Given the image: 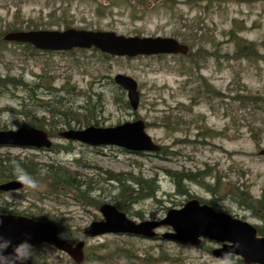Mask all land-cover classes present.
I'll return each instance as SVG.
<instances>
[{
    "label": "rangeland",
    "instance_id": "rangeland-1",
    "mask_svg": "<svg viewBox=\"0 0 264 264\" xmlns=\"http://www.w3.org/2000/svg\"><path fill=\"white\" fill-rule=\"evenodd\" d=\"M15 29L169 37L188 46L189 54L127 58L95 49L43 53L23 44H0V78L28 85L0 90V130H16L33 115L34 121L42 119L53 142L50 151L8 147L0 148V155L63 167L91 180L98 187L92 197L103 203L117 186L107 181L109 173L154 179L155 197L126 208V216L135 222L162 219L167 210L195 198L254 227L263 226L240 204L239 195L256 200L264 193V157L258 155L264 148V0H0V33ZM118 74L137 84L136 111L115 101L113 78ZM49 94L61 97L62 107L72 110L85 105L87 96L95 102L92 95L100 94L96 127L142 120L161 152L130 154L60 139L58 133L67 128L48 113L58 106ZM46 102L52 107H44ZM174 173L196 174L200 180L177 187ZM40 192L38 186L2 192L0 209L25 217L43 214L73 245L84 227L101 219L97 208L77 204L71 195L42 197ZM169 231L163 227L156 233ZM218 247L209 241L193 247L159 238L105 235L86 242L84 255L89 257L82 264H106L101 256L116 248L140 256L143 260L136 264H243L230 255L220 263L211 255ZM30 260L75 264L47 244L34 247Z\"/></svg>",
    "mask_w": 264,
    "mask_h": 264
},
{
    "label": "water",
    "instance_id": "water-1",
    "mask_svg": "<svg viewBox=\"0 0 264 264\" xmlns=\"http://www.w3.org/2000/svg\"><path fill=\"white\" fill-rule=\"evenodd\" d=\"M6 43L30 45L41 52H68L74 49H96L113 57L187 55L188 46L169 37H123L113 32L75 29L10 31L2 36ZM115 85L126 93L129 107L136 111L139 93L136 82L124 75H115ZM264 103V99H263ZM64 141L77 142L93 148L117 147L128 153L156 154L161 147L145 132L142 120L125 122L114 127L89 126L58 133ZM28 148L49 151L53 147L50 134L34 127L22 126L16 130H0V148ZM264 156V148L258 152ZM24 188L21 180L0 184V192ZM101 219L93 221L81 230L82 238L74 245L60 237V227L49 221H38L21 215L0 214V240L17 244L29 241L34 247L47 244L64 253L75 264L84 261V246L88 239L105 235L131 236L147 240L161 239L167 242L199 247L203 240L220 244L211 255L220 263L226 256L238 257L243 264H264V236H258L254 226L227 213L215 211L198 199L187 200L180 208L167 210L162 219L135 222L115 206L103 203L98 207ZM167 227L169 232L160 236L156 231ZM29 264H32L29 261Z\"/></svg>",
    "mask_w": 264,
    "mask_h": 264
},
{
    "label": "trees",
    "instance_id": "trees-1",
    "mask_svg": "<svg viewBox=\"0 0 264 264\" xmlns=\"http://www.w3.org/2000/svg\"><path fill=\"white\" fill-rule=\"evenodd\" d=\"M168 0H163V3H166ZM29 29V28H28ZM16 31V29L14 30ZM3 34L0 33V44H4L5 42L2 41ZM28 49L33 52H39L33 49L30 45H25ZM44 53V52H43ZM161 57V56H159ZM12 86L13 88H27L28 85L21 81L20 79L6 77L0 78V90ZM35 87V85H34ZM2 90V91H3ZM117 94L115 97V101L119 106L123 107L124 109H129V103L125 98V92L118 86H116ZM52 91V90H51ZM68 93V92H66ZM58 94V93H57ZM52 95L51 101H55L58 105L56 109H51L48 111L50 116L57 117L63 126H66L67 129H73L75 127H89V126H97L98 120L97 114L100 112V108L102 107L101 95L100 94H93L96 98V101H91V96H87L85 98V105H82L75 110L71 108H64L62 107V98ZM246 99L248 97H245ZM249 100V99H248ZM240 103L243 102L242 99L238 100ZM50 102L44 103V107H52L48 105ZM264 106V105H263ZM27 114V113H26ZM33 115L24 123V126L27 127H34L38 129L44 128L43 122L40 120H33ZM51 130L52 125H47ZM3 129V128H0ZM49 133V132H48ZM72 144V142H70ZM54 150V149H53ZM13 161L16 164H13ZM16 165L23 170L29 177H31L36 186L39 187L41 192L39 193L40 196H55L58 198L61 196H69L74 202L77 204H89L98 209L99 205L103 204L98 199H94L91 195L92 193L96 192L97 185L93 182L82 180L78 177L75 173L69 172L67 169L59 166L54 165H38L34 163L32 160L22 159L20 160L18 157H10L9 155H0V183L8 180H16L19 179L20 173H17L15 168ZM175 183L177 187L182 186L183 181H193L199 182L200 178H197L196 174H187L183 175L182 173H174ZM140 178V177H137ZM133 177H127L122 174H115L109 173L108 177L106 178L107 181L116 184L117 186H112V189L108 193V198L110 201L107 202L109 204L114 205L119 211L125 213L126 208L130 205L138 203L142 200L151 199L155 197V193L157 192V185L155 184V180H144V179H137ZM127 183V184H126ZM130 183V185H128ZM98 184V183H97ZM132 186H136L134 189ZM28 185L25 184V188ZM114 191V194H113ZM99 194L102 191L99 189ZM211 192H213L211 190ZM185 194V191H184ZM187 195V193L185 194ZM246 195L240 194V204L243 205L246 209L250 210L253 213L255 219L259 220L263 226L256 227L258 235H264V193L261 195L259 199L256 200H247ZM201 203H204L200 201ZM210 206L209 203H206ZM211 207V206H210ZM20 214L14 211H7L0 209V214ZM34 220L39 221H50L45 215L40 214L39 217L34 216H27ZM156 240V239H153ZM107 254V255H106ZM106 254L102 255V258H105L106 264H136L137 261L143 260L138 256L136 253H133L129 249H113L112 251H108ZM88 255L85 254L84 261L88 259ZM99 257V258H101ZM83 261V263H84ZM240 263V261H238Z\"/></svg>",
    "mask_w": 264,
    "mask_h": 264
},
{
    "label": "clouds",
    "instance_id": "clouds-1",
    "mask_svg": "<svg viewBox=\"0 0 264 264\" xmlns=\"http://www.w3.org/2000/svg\"><path fill=\"white\" fill-rule=\"evenodd\" d=\"M13 164H16L13 161ZM17 173H20L19 179L30 187H36L35 181L29 177L23 170L16 165ZM34 252V246L27 240H21L17 244L11 241L0 240V264H29L30 258Z\"/></svg>",
    "mask_w": 264,
    "mask_h": 264
},
{
    "label": "flooded vegetation",
    "instance_id": "flooded-vegetation-1",
    "mask_svg": "<svg viewBox=\"0 0 264 264\" xmlns=\"http://www.w3.org/2000/svg\"><path fill=\"white\" fill-rule=\"evenodd\" d=\"M67 130H69V129H67ZM64 131V130H63ZM62 132V131H61ZM60 133V132H59ZM51 136V135H50ZM219 246H221V245H219ZM227 258V257H226ZM31 261V260H30ZM32 262V261H31ZM33 263V262H32ZM34 264V263H33Z\"/></svg>",
    "mask_w": 264,
    "mask_h": 264
}]
</instances>
